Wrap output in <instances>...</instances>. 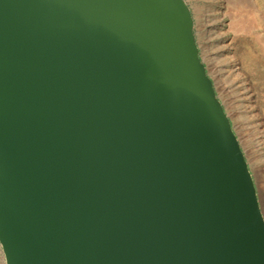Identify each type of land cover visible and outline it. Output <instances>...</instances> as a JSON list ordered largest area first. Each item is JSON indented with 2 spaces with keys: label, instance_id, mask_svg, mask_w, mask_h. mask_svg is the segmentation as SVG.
Segmentation results:
<instances>
[{
  "label": "water",
  "instance_id": "obj_1",
  "mask_svg": "<svg viewBox=\"0 0 264 264\" xmlns=\"http://www.w3.org/2000/svg\"><path fill=\"white\" fill-rule=\"evenodd\" d=\"M186 0H0L6 264H264V215Z\"/></svg>",
  "mask_w": 264,
  "mask_h": 264
},
{
  "label": "bare ground",
  "instance_id": "obj_2",
  "mask_svg": "<svg viewBox=\"0 0 264 264\" xmlns=\"http://www.w3.org/2000/svg\"><path fill=\"white\" fill-rule=\"evenodd\" d=\"M206 1L208 3L204 7L196 10L200 34L205 42L203 45L205 58L210 64L226 105L236 111L234 115H236L237 123L242 124L246 129L253 128L259 134V137L254 138L251 136L253 132H250L246 142L253 148H259L253 149V152L258 155H255L257 162L262 163L264 160L263 123L255 114L253 95L236 64L230 32L247 33L253 37V31L259 28L257 22L263 23L264 0ZM254 38L252 39L257 42ZM222 64H225V67ZM230 80L235 81L233 89L226 87ZM232 93H236V98L232 97Z\"/></svg>",
  "mask_w": 264,
  "mask_h": 264
},
{
  "label": "rangeland",
  "instance_id": "obj_3",
  "mask_svg": "<svg viewBox=\"0 0 264 264\" xmlns=\"http://www.w3.org/2000/svg\"><path fill=\"white\" fill-rule=\"evenodd\" d=\"M189 6L191 7V11L193 13V17L195 20V35L197 43L201 50V55L203 60L205 61L208 72L213 78L215 82V87L217 90V94L221 101L223 102L227 113L229 114L235 132L237 133L240 142L243 146V150L245 151L247 160L249 162L251 171L253 173L255 183L257 185L259 199L261 203V209L264 215V160L262 163L257 162V154L253 152V149L257 150V148H253V146H249L246 142L249 139L250 132H253L251 136L259 137V134L255 132L253 128L246 129L242 126V124L237 123L236 121V111L229 108L223 96L221 94V90L217 83V80L211 71L210 64L205 58L204 54V40L202 35L200 34V25L197 18V9L200 7H204L208 2L206 0H186ZM264 9V8H263ZM227 19V18H226ZM263 23L257 22V26L259 28L253 31V37L251 34H243L241 32L234 33L230 32L231 41L234 46V58L236 60V64L239 67V71L242 74V77L246 80L249 90L253 95L254 105H255V114L263 123L264 129V18H262ZM227 21H229L227 19ZM255 37V38H254ZM252 38H254L257 42H255ZM221 65V64H220ZM225 67V64H222ZM235 81H231L227 84V89H233ZM236 93H232V97L236 98ZM259 149V148H258ZM259 154V152H258ZM261 154V153H260ZM256 155V156H255ZM5 254L3 252L2 246L0 245V264H5Z\"/></svg>",
  "mask_w": 264,
  "mask_h": 264
}]
</instances>
